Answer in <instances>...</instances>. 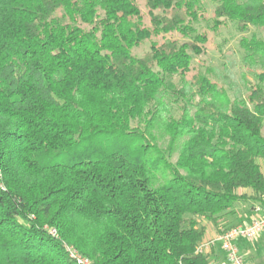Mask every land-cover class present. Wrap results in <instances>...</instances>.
I'll use <instances>...</instances> for the list:
<instances>
[{
	"label": "trees",
	"instance_id": "16d2710c",
	"mask_svg": "<svg viewBox=\"0 0 264 264\" xmlns=\"http://www.w3.org/2000/svg\"><path fill=\"white\" fill-rule=\"evenodd\" d=\"M144 1L0 0V264H76L67 246L213 264L199 218L222 233L239 204L264 208V40L241 38L256 83L231 99L194 73L205 0ZM212 2L213 31L264 32V0Z\"/></svg>",
	"mask_w": 264,
	"mask_h": 264
},
{
	"label": "rangeland",
	"instance_id": "374dc122",
	"mask_svg": "<svg viewBox=\"0 0 264 264\" xmlns=\"http://www.w3.org/2000/svg\"><path fill=\"white\" fill-rule=\"evenodd\" d=\"M144 2V0H140L143 13L146 15ZM204 6L206 8V16L208 20L202 21L199 25H197V30L201 33H206L209 36L210 41L207 45L208 47L204 55L200 57H193L194 73L209 74L213 79L218 81L220 85L225 87L231 99H243L247 95L249 83H256V79L250 74L248 66L244 62V52L241 49L239 42L243 36L250 38L253 35L264 40V32L251 27L247 33L242 34L238 31L237 25L232 22H228L225 26L219 28L218 31H213L212 19L215 4L212 2V0H205ZM174 38L181 41L185 40L179 35H175ZM159 41L161 42L162 40L159 39ZM149 49L150 42H147L143 44L142 47L135 49L134 54L136 57L141 58ZM174 82H177V80H174ZM198 101L199 98H197L196 102ZM172 114L176 118H178L180 115L179 110L176 107H173ZM156 134L159 137L160 145L166 147L168 142L167 138L165 136L161 137V133L159 134L158 131ZM176 159L177 155H175L172 160L175 162ZM260 162L264 171V161ZM202 221L208 222L204 218H199V222ZM220 234L221 233L216 234V236L209 240L218 237ZM218 247L220 248V245H218ZM221 252L223 258H225L226 256L224 252ZM218 254L221 255L219 249ZM213 264L215 263L213 262Z\"/></svg>",
	"mask_w": 264,
	"mask_h": 264
},
{
	"label": "built area",
	"instance_id": "2783aa9c",
	"mask_svg": "<svg viewBox=\"0 0 264 264\" xmlns=\"http://www.w3.org/2000/svg\"><path fill=\"white\" fill-rule=\"evenodd\" d=\"M257 216L252 218L250 222L239 224L228 230H225L218 237L205 241L197 249L198 254H209L215 247L220 245L227 261L231 264H248L242 257L239 249L240 241H254L264 236V208L256 207ZM50 233L54 237H58L55 229H51ZM69 257L76 264H92L91 260L80 254L75 248L67 246Z\"/></svg>",
	"mask_w": 264,
	"mask_h": 264
},
{
	"label": "crops",
	"instance_id": "0c3cea01",
	"mask_svg": "<svg viewBox=\"0 0 264 264\" xmlns=\"http://www.w3.org/2000/svg\"><path fill=\"white\" fill-rule=\"evenodd\" d=\"M257 206L260 205L253 202L239 204L236 208L235 214L230 217L221 219L219 222V226L225 228L226 226L239 225L250 222L252 218L258 215L255 210ZM199 228L204 229V242L213 238L214 236H216V234H219V231L210 222H199ZM218 249L221 255L218 254ZM239 249L242 257L248 264H264V236L254 241H240ZM220 250L221 249L217 246L209 253V255H211L212 257L213 262L215 264H230L227 261L226 257L223 258L221 252L222 250Z\"/></svg>",
	"mask_w": 264,
	"mask_h": 264
}]
</instances>
